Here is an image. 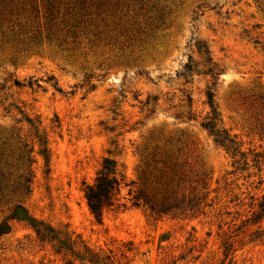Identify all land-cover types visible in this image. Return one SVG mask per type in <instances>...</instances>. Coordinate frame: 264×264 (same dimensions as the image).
I'll return each instance as SVG.
<instances>
[{"label": "rangeland", "instance_id": "374dc122", "mask_svg": "<svg viewBox=\"0 0 264 264\" xmlns=\"http://www.w3.org/2000/svg\"><path fill=\"white\" fill-rule=\"evenodd\" d=\"M0 176V264H264V0H0Z\"/></svg>", "mask_w": 264, "mask_h": 264}, {"label": "trees", "instance_id": "16d2710c", "mask_svg": "<svg viewBox=\"0 0 264 264\" xmlns=\"http://www.w3.org/2000/svg\"><path fill=\"white\" fill-rule=\"evenodd\" d=\"M205 54L209 55V51L207 50ZM207 63L209 68L206 72V75L211 76V78L216 81L220 76L221 70L218 68V65L212 62L211 58L207 59ZM207 96L209 99V104L213 108L214 94L209 91L207 93ZM217 117L218 114L216 113V110L213 109V116L203 126L204 128L208 129L212 135L217 137V142H222L221 134L217 130ZM29 161L33 162L31 161V159H29ZM4 181V177L0 176V205L2 204L1 202L4 195ZM31 181L32 173L31 171H29V174L27 175V177H25L23 184L24 190L27 192H30ZM124 184V177L118 169L117 162L114 159L106 158L100 172L95 179V183L93 185L87 186L86 188V200L88 206L99 223H101L103 220L105 209L122 206L120 204V195ZM11 218L15 217L12 216ZM32 226L36 230L37 235L42 241L58 243V246H55L57 247V253H61L66 248L65 243L61 242L58 239L52 228H50L49 226L44 225V223H37L33 224ZM1 234L2 233L0 232V235Z\"/></svg>", "mask_w": 264, "mask_h": 264}]
</instances>
